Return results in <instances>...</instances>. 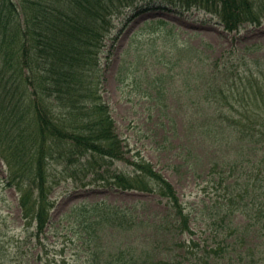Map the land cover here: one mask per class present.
I'll return each instance as SVG.
<instances>
[{"label":"trees","instance_id":"16d2710c","mask_svg":"<svg viewBox=\"0 0 264 264\" xmlns=\"http://www.w3.org/2000/svg\"><path fill=\"white\" fill-rule=\"evenodd\" d=\"M126 9V24L148 10H202L229 32L264 18V0H0V150L10 170L7 185L20 192L26 230L34 226L46 264H264V57L233 47L205 62L199 47L180 46L175 38L173 66L156 74L147 93L160 104L162 81L192 77L188 104L194 111L184 113L187 134L176 167L197 172L208 162L207 189L214 193L202 244L193 236L191 209L153 163L139 153L128 160L130 170L113 166L126 157L102 89L122 34L115 32L114 17ZM184 50L193 52L191 64L177 72ZM53 160L74 180L83 170L102 186L157 193L166 213L153 216L139 201L80 206L71 226L74 262L51 256L42 238H48L54 207L48 184Z\"/></svg>","mask_w":264,"mask_h":264},{"label":"rangeland","instance_id":"374dc122","mask_svg":"<svg viewBox=\"0 0 264 264\" xmlns=\"http://www.w3.org/2000/svg\"><path fill=\"white\" fill-rule=\"evenodd\" d=\"M130 13L126 10L124 14L114 17L116 30L124 26L125 17ZM155 18H162L168 23L152 29L145 25ZM175 37L180 46H199L202 61L206 62L210 54L217 56L229 53L232 46L237 49L251 46L247 50L248 55L264 57V19L261 25L245 24L238 31L228 32L217 22L216 17L201 10L193 9L184 14L160 9L149 10L136 16L125 27L111 61L105 68L102 94L111 107L126 157V160L116 162L114 168L130 170L132 166L128 160L136 158L139 153L153 163L173 183L178 195L187 205V210L191 209L193 236L203 244L209 230V198L214 193L207 189L208 162H202L197 172L176 167L182 160L180 143L187 134L184 113L194 111L188 104L190 84L193 86L190 83L192 77L186 73V78L176 77L169 78L167 82L162 81L166 86V94L162 96L160 104L151 101V95L147 94L148 91L153 92V83L158 82L156 74L166 72L171 66L168 59ZM192 54L189 50L184 53L182 65L184 62L187 66L191 64L189 58ZM182 69L176 68L177 71ZM168 136L171 141L167 140ZM202 146L210 152L206 144ZM202 146L197 148L200 155L204 151ZM48 170V184L52 187L50 198L54 201V207L51 210L48 238L42 240L49 245L51 256L56 254L59 257L63 254L69 258L70 263L75 259L76 249L70 239L71 226L75 225L81 212L78 207L85 208L102 200L125 206L139 201L147 205L148 212L153 216L166 213V200L157 193L116 190L102 186L95 182L93 173L83 170L79 171L78 179L74 180L68 176L65 166L56 160L49 164ZM9 171L8 163L0 150V264H46L45 258L49 257L38 244V238L32 235L34 226L26 230V220L19 205L20 192L15 186L7 185ZM241 219L242 217H238L236 222L242 221ZM151 229L152 226L144 227L140 234L144 235L145 230ZM142 240L149 242L148 239ZM210 240L213 242L214 238L212 240L210 237ZM62 243L67 245L63 251ZM38 254H43L42 260Z\"/></svg>","mask_w":264,"mask_h":264}]
</instances>
